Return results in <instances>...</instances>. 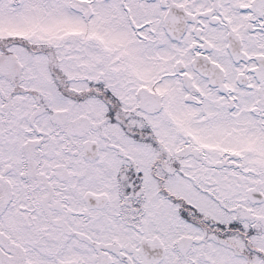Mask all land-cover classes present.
Listing matches in <instances>:
<instances>
[{
    "label": "snow or ice",
    "instance_id": "1",
    "mask_svg": "<svg viewBox=\"0 0 264 264\" xmlns=\"http://www.w3.org/2000/svg\"><path fill=\"white\" fill-rule=\"evenodd\" d=\"M0 264H264V0H0Z\"/></svg>",
    "mask_w": 264,
    "mask_h": 264
}]
</instances>
